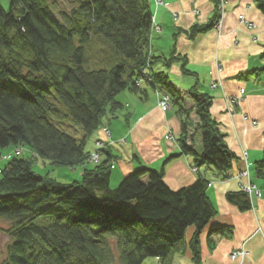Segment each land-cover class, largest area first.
<instances>
[{"label": "trees", "instance_id": "trees-1", "mask_svg": "<svg viewBox=\"0 0 264 264\" xmlns=\"http://www.w3.org/2000/svg\"><path fill=\"white\" fill-rule=\"evenodd\" d=\"M220 2L215 21L194 26V35L215 27ZM71 3L64 10L57 0H10L5 9L0 0V157L2 148L27 146L55 166L96 164L80 180L65 182L10 152L0 167V219L10 222L11 242L0 264H145L150 256L172 264L188 245L194 264H202L200 234L217 214L209 181L200 177L175 190L164 170L144 166L114 187L108 144L87 150L106 118L122 108V91L148 84L170 94L171 105L176 101L169 76L155 70L150 0ZM191 94L197 120L194 127L187 117L182 121L183 151L195 153L197 169L213 165L229 178L239 159L212 115V97ZM93 152L100 161L91 162ZM255 173L264 178V157ZM227 199L241 210L253 205L244 189Z\"/></svg>", "mask_w": 264, "mask_h": 264}, {"label": "crops", "instance_id": "crops-1", "mask_svg": "<svg viewBox=\"0 0 264 264\" xmlns=\"http://www.w3.org/2000/svg\"><path fill=\"white\" fill-rule=\"evenodd\" d=\"M164 1L166 4L157 5L150 0L155 15L152 52L158 57L155 70L169 76L176 101L166 110L148 84L139 92L124 90L117 96L123 104L121 110L104 122L110 137L101 127L94 141L102 139L108 144L115 183L144 166L164 170L166 183L175 190L200 177L209 181L207 192L217 214L200 234L202 264H237L230 255L242 246L248 251L244 264H264V178L255 173V163L264 157V0H228L222 33L212 26L195 35L194 26L215 21L218 0ZM242 14L255 26L240 20ZM192 89L212 97V115L239 159L229 178H223L213 165L194 169L195 153L183 151L182 121L185 117L197 120ZM230 99L238 102L230 105ZM92 144L87 150L97 148ZM194 146L202 150L199 136ZM244 151L248 152L250 179L242 180H250L260 189L248 210L227 199L228 192L242 189L238 175L245 167ZM10 152L11 148L4 155ZM64 175L70 180L80 177L77 173ZM189 230L188 242L195 228Z\"/></svg>", "mask_w": 264, "mask_h": 264}, {"label": "rangeland", "instance_id": "rangeland-1", "mask_svg": "<svg viewBox=\"0 0 264 264\" xmlns=\"http://www.w3.org/2000/svg\"><path fill=\"white\" fill-rule=\"evenodd\" d=\"M57 1H58L57 9L61 8L64 10H69L72 7L71 0H57ZM1 3L5 9H9L10 0H1ZM254 26H255V24L252 27H254ZM190 122L194 127L195 121L193 120ZM70 131L72 133H75L76 136H80V133H76L73 130H70ZM97 135H98L97 132H95L92 135V137L88 141L87 147H92L93 142H95V144H98L100 141H103L102 139H96L94 141V138ZM196 136L197 135H195V137ZM11 148H12L11 151H15V154H16V152H19V154H16V155H18V156L23 155L25 157L30 158L33 161V169L36 172H39L42 174L50 173L54 177H56L62 181H65V182H70L73 180H80L83 173H84V169L86 166L92 165V167H94L96 165L95 163L92 164L89 162L88 165H86V164L82 165L81 164V165H78L76 167H69V166H62V165L61 166H55V165L51 164V162L49 160H46L42 157L39 158L37 156V154L31 148H29L27 146L14 148V149H13V147H11ZM7 149H9V147H5V148L1 149L3 156L0 157V167H3L5 165V163L7 162V157L4 155V153L7 151ZM93 150L94 149H92L91 151H93ZM100 157H101V155H100ZM90 160H92L91 162H93V159H90ZM71 173H77L80 177L77 178V177L71 176L72 179L70 180V177H67L66 175H64V174H68V176H70ZM1 176L2 175L0 173V179H1ZM111 184H112V186L116 187L119 183H115L114 180H111ZM9 225H10L9 221H7L5 219H0V263L5 259L6 253H7V246L11 242V237L9 236L8 232L6 231V229L9 227ZM189 231L187 232V238H188V235L190 233ZM145 264H161V259L159 257H156V256H150V257L146 258ZM172 264H193V258L191 256L190 248L189 247L184 248L183 250L176 252L173 256Z\"/></svg>", "mask_w": 264, "mask_h": 264}, {"label": "built area", "instance_id": "built-area-1", "mask_svg": "<svg viewBox=\"0 0 264 264\" xmlns=\"http://www.w3.org/2000/svg\"><path fill=\"white\" fill-rule=\"evenodd\" d=\"M156 1V4L157 5H162V4H166L164 0H155ZM228 3V0H221L220 2V6H219V11H220V15L218 17V22L216 23L215 27L216 29L222 33L223 31V25H224V16H225V12H226V9H225V6L226 4ZM240 20H242L243 22L246 23V25L252 27L254 24L253 22L249 21V20H246L245 19V16L242 14L240 15ZM154 19V22H155V15L153 17ZM219 70H221V65L218 66ZM212 85L214 87L217 86V83L216 82H213ZM158 97H159V105L163 108V109H168L170 106H171V96L170 94L166 93V92H163L162 90L158 89L156 91ZM238 102V99H230L229 100V103L230 105L232 103H235V102ZM102 129L104 130L106 136H110V130L108 127L104 126L102 127ZM103 141H100L98 143L99 146L103 147ZM16 154H19V152H16ZM8 159L11 157V154H8L6 156ZM90 159H93V162H98L100 161L101 157H100V154L98 152H93V154L91 155V158ZM92 161V160H91ZM244 161H245V167L240 171L238 177L240 178L241 180V186H242V189H244L245 191H247L251 198L254 196V195H260V189L258 188V186L253 183L252 181L248 180V182H244L242 179L243 178H248L250 179V167H249V162H248V152L247 151H244ZM194 169L197 170V167H195ZM261 231L262 228H260ZM247 254H248V251L245 247H241L237 250H234L232 253H231V259L235 262H237V264H244V260L245 258L247 257Z\"/></svg>", "mask_w": 264, "mask_h": 264}]
</instances>
